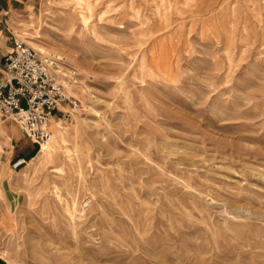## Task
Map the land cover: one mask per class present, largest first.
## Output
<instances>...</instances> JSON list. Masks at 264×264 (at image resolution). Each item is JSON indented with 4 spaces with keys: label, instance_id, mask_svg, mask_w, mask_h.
I'll use <instances>...</instances> for the list:
<instances>
[{
    "label": "rangeland",
    "instance_id": "obj_1",
    "mask_svg": "<svg viewBox=\"0 0 264 264\" xmlns=\"http://www.w3.org/2000/svg\"><path fill=\"white\" fill-rule=\"evenodd\" d=\"M12 26L82 111L51 153L2 134L0 264H264V0H30Z\"/></svg>",
    "mask_w": 264,
    "mask_h": 264
},
{
    "label": "built area",
    "instance_id": "obj_2",
    "mask_svg": "<svg viewBox=\"0 0 264 264\" xmlns=\"http://www.w3.org/2000/svg\"><path fill=\"white\" fill-rule=\"evenodd\" d=\"M10 39L13 47L5 55L0 76V118L14 120L42 145L51 137L53 119L72 122L82 106L31 45L16 35Z\"/></svg>",
    "mask_w": 264,
    "mask_h": 264
},
{
    "label": "crops",
    "instance_id": "obj_3",
    "mask_svg": "<svg viewBox=\"0 0 264 264\" xmlns=\"http://www.w3.org/2000/svg\"><path fill=\"white\" fill-rule=\"evenodd\" d=\"M30 0H0V76L3 72L4 59L13 47L11 37L12 21L18 13L27 8ZM15 121L0 118V138L3 133L13 129ZM11 133V132H10Z\"/></svg>",
    "mask_w": 264,
    "mask_h": 264
},
{
    "label": "bare ground",
    "instance_id": "obj_4",
    "mask_svg": "<svg viewBox=\"0 0 264 264\" xmlns=\"http://www.w3.org/2000/svg\"><path fill=\"white\" fill-rule=\"evenodd\" d=\"M66 1L75 2L77 8L82 10V11L89 9V7L93 3V0H66ZM60 122H61V120H59V119H53L51 121V123H50L51 137H50V139L47 142H45V143H43L41 145V147H42L41 150H42L43 153H45V154L51 153V151L53 150L54 145L52 143L53 142L52 141L53 140V136H52V128H51L53 123H56L55 126H57L56 127V129H57L56 133L62 134V132H61L62 128L58 126V125H61Z\"/></svg>",
    "mask_w": 264,
    "mask_h": 264
}]
</instances>
